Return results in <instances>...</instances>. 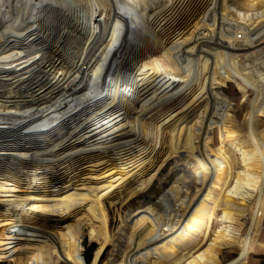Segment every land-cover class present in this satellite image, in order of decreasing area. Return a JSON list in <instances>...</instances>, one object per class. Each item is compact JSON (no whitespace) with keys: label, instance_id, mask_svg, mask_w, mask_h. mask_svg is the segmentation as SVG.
Returning <instances> with one entry per match:
<instances>
[{"label":"bare ground","instance_id":"bare-ground-1","mask_svg":"<svg viewBox=\"0 0 264 264\" xmlns=\"http://www.w3.org/2000/svg\"><path fill=\"white\" fill-rule=\"evenodd\" d=\"M109 245L108 264L264 250V0H0V258Z\"/></svg>","mask_w":264,"mask_h":264},{"label":"rangeland","instance_id":"rangeland-1","mask_svg":"<svg viewBox=\"0 0 264 264\" xmlns=\"http://www.w3.org/2000/svg\"><path fill=\"white\" fill-rule=\"evenodd\" d=\"M234 12H236L234 10ZM181 24L180 26L186 22L182 23V20L179 21ZM239 38L241 37V33L238 34ZM224 94L230 98H232L233 104H236V106L242 108L241 112L244 114L246 110V101L245 99L241 98V94L239 93V89L234 83H228L227 88L223 89ZM240 114V120L243 118V114ZM217 136V141L216 143L219 144V137H218V132H216ZM149 169V168H147ZM126 195H123L121 197L122 200H120V203H114L112 201H108V205L110 207V217L113 222L112 224V229L115 234H118L119 230L123 227L124 222H123V214H124V207L129 201L127 198H125ZM80 215H83L81 213ZM85 228V238H84V249L83 253L85 258L87 259V262H90L95 254L96 249L99 246V242L97 241H92L89 236V230H90V223L87 222L84 226ZM16 236V235H15ZM16 239V237H14ZM17 240V239H16ZM113 249V245H109L106 250L104 251L103 255L101 256L100 263L99 264H108V260L110 258L111 250ZM237 256V251L225 249L224 250V256L223 260L225 263H230L232 262ZM0 264H19L15 260L11 259H4L0 258ZM61 264H68L65 262H62ZM249 264H264V250L259 251L256 254H251L250 259H249Z\"/></svg>","mask_w":264,"mask_h":264}]
</instances>
